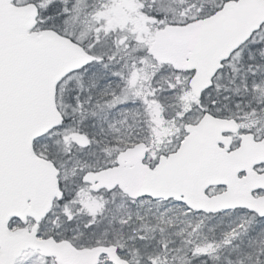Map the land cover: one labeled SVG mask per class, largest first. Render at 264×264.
Here are the masks:
<instances>
[{
  "label": "snow or ice",
  "instance_id": "obj_1",
  "mask_svg": "<svg viewBox=\"0 0 264 264\" xmlns=\"http://www.w3.org/2000/svg\"><path fill=\"white\" fill-rule=\"evenodd\" d=\"M0 264H264V0H0Z\"/></svg>",
  "mask_w": 264,
  "mask_h": 264
}]
</instances>
